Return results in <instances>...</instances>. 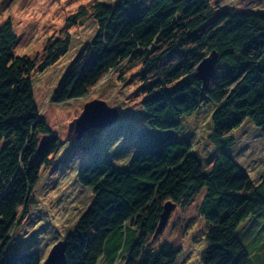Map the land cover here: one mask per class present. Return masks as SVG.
Instances as JSON below:
<instances>
[{"label":"trees","instance_id":"1","mask_svg":"<svg viewBox=\"0 0 264 264\" xmlns=\"http://www.w3.org/2000/svg\"><path fill=\"white\" fill-rule=\"evenodd\" d=\"M92 15L98 33L52 100L81 99L139 62L137 111L162 134L121 166L98 155L82 163L89 145L76 144L70 168L80 160L77 182L93 200L65 240L68 264H177L181 248L157 243L162 215L167 203L193 202L205 227L202 264H264V176L256 182L233 154L237 134L249 125L264 141V13L214 0H118L95 4ZM19 40L11 20L0 26V264H43L37 252L9 248L23 215L38 203L44 174L63 167L53 159L64 142L41 114L33 74L68 46L59 40L38 66L16 54ZM213 53L218 62L205 88L197 69ZM211 104V146L200 154L198 133L189 140L183 130ZM167 131L182 137H165Z\"/></svg>","mask_w":264,"mask_h":264},{"label":"rangeland","instance_id":"2","mask_svg":"<svg viewBox=\"0 0 264 264\" xmlns=\"http://www.w3.org/2000/svg\"><path fill=\"white\" fill-rule=\"evenodd\" d=\"M117 1L0 0V26L11 20L20 38L15 49L17 55L29 56L39 66L59 40L67 42L68 46L65 55L55 64L33 74L41 114L64 142L61 151L53 159L59 160L63 167L58 171L49 169L44 174L37 191L38 203L23 215L13 234L15 239L9 253L37 252L43 264H46L53 248L73 232L93 200L92 190L77 182V174L81 170L80 160L83 163L98 155L118 166L121 163L126 165L147 143L157 138L158 132L161 133L148 127L143 120V111L142 114L137 111L143 96L139 90L142 86V65L139 62H132L114 71L100 86L81 99L60 104L52 100L71 64L98 33V22L92 15L93 7L99 2L114 4ZM214 1L224 8L264 13V0ZM80 12L82 16L73 19ZM95 100L105 101L109 106L117 108L120 112L119 120L107 128L91 129L79 140L72 134L71 124L83 114L85 106ZM214 107L213 104L208 105L201 109L198 116L192 119L189 117L191 120L183 130L189 140H194L198 133L196 140L199 142L195 141V146L199 147L200 154H204L203 151L211 146L206 142ZM166 133L165 137H182L181 131ZM76 139L78 141L74 143ZM237 139L239 145L233 154L249 175L259 182L264 176V141L261 140L260 131L249 125L237 134ZM77 143L89 145V152L79 157V162L70 168L68 160ZM76 152L73 155L78 156ZM194 203L186 208H173L166 226L157 238V243L169 242L181 248L182 254L177 264H202L206 234L203 235L205 227L202 217L198 216V205ZM122 260L117 264H124Z\"/></svg>","mask_w":264,"mask_h":264},{"label":"water","instance_id":"3","mask_svg":"<svg viewBox=\"0 0 264 264\" xmlns=\"http://www.w3.org/2000/svg\"><path fill=\"white\" fill-rule=\"evenodd\" d=\"M218 55L213 53L211 56L202 61L198 66L196 77L204 81L205 88H208L215 74ZM120 117L117 108L109 106L105 101L95 100L85 106L83 114L71 124V131L74 137L80 139L84 134L94 128H107L113 125ZM46 146L45 140L41 146V151ZM174 205L167 203L165 212L162 215L159 231L161 232L166 226ZM67 243L60 242L51 251L46 264H68L66 256Z\"/></svg>","mask_w":264,"mask_h":264}]
</instances>
